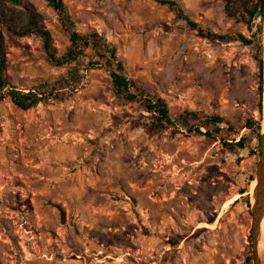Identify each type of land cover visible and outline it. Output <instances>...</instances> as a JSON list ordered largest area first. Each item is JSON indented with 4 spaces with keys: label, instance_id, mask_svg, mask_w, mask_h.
Wrapping results in <instances>:
<instances>
[{
    "label": "rangeland",
    "instance_id": "1",
    "mask_svg": "<svg viewBox=\"0 0 264 264\" xmlns=\"http://www.w3.org/2000/svg\"><path fill=\"white\" fill-rule=\"evenodd\" d=\"M179 1L203 26L256 41L207 38L152 0H64L77 30L115 45L128 75L167 101L175 127L118 97L100 66L80 67L76 92L28 110L0 93L2 264H253L251 209L240 192L260 160L247 122L263 127V17L251 19L236 2L226 10V0ZM23 3L65 51L57 13L45 0ZM24 11L5 2L0 19L18 28ZM3 34L5 78L23 92L76 66L51 65L38 36ZM215 114L233 125L227 143L247 137L244 149L189 131H204Z\"/></svg>",
    "mask_w": 264,
    "mask_h": 264
},
{
    "label": "trees",
    "instance_id": "2",
    "mask_svg": "<svg viewBox=\"0 0 264 264\" xmlns=\"http://www.w3.org/2000/svg\"><path fill=\"white\" fill-rule=\"evenodd\" d=\"M45 1L47 2V5L57 13L59 20L69 34L70 44L65 51L59 53L54 46L51 32L41 23L40 17L33 7L24 4L23 0H0V5L5 2H10L14 5L22 6L28 18L27 22L18 28H13L0 19V93H4L8 96L11 102L18 108L28 110L40 103L44 97L62 98V95H68L69 92H76L80 88L81 83L80 76L78 74L80 67L86 66L84 69L88 70L100 66L109 72L114 91L118 97L126 102L140 103L144 110L152 114L157 120V123L161 126L168 128L176 126L174 120L170 116V109L167 101L160 95L153 93L147 86L141 84L128 75L125 62L118 55V50L115 45L106 43L96 31L81 33L77 30L75 21L69 14L64 0ZM152 1L167 7L176 17L185 21L188 26L197 30L201 35H204L207 38H213L223 42H239L245 46H251L256 41L255 39L248 38L239 32L221 34L213 31L207 26H203L201 23L193 19L192 15L187 12L186 8L179 0ZM226 1V10L229 9V4L236 2L238 6L243 7L248 12L251 19L256 16H259L261 19L263 17L264 0H241L238 2L234 0ZM5 29L20 36L31 34L40 37L44 41L47 60L51 65L55 67H62L75 63V68L68 73L67 77H63L56 84L42 83L28 92H23L22 90L17 89L11 85V83L5 78L4 74L7 66L6 56L3 54V31ZM256 31L259 35H262V24L258 25ZM259 42L261 47L260 49H263L262 40ZM87 50H91L92 53L88 55ZM85 60H87V62H85ZM263 72V59H260L259 89L261 91V95H263ZM57 90H59V92H56ZM202 125L205 129L204 131L201 130L200 125L191 126L189 131L198 132L214 141H223V144L229 146L231 151L236 150V148H245L247 141L246 136H242L238 142H226L225 137L234 133V128L232 123L225 117L217 114L206 115L205 121ZM247 125L249 128L254 129L256 137L259 139L261 133L260 122L255 121L254 119H249ZM257 147L258 153L260 154L259 143ZM253 180L254 178L252 181ZM248 191V188H244L240 193L245 194L248 193ZM244 200L247 206L250 207L248 194L244 196ZM249 260H251V257H249ZM0 264H2L1 259Z\"/></svg>",
    "mask_w": 264,
    "mask_h": 264
},
{
    "label": "water",
    "instance_id": "3",
    "mask_svg": "<svg viewBox=\"0 0 264 264\" xmlns=\"http://www.w3.org/2000/svg\"><path fill=\"white\" fill-rule=\"evenodd\" d=\"M263 34H264V8H263ZM260 160L257 172L252 184L256 182L254 189L248 191L251 216V250L253 264H264V256L260 249L261 223L264 219V131L260 133Z\"/></svg>",
    "mask_w": 264,
    "mask_h": 264
},
{
    "label": "bare ground",
    "instance_id": "4",
    "mask_svg": "<svg viewBox=\"0 0 264 264\" xmlns=\"http://www.w3.org/2000/svg\"><path fill=\"white\" fill-rule=\"evenodd\" d=\"M263 43H264V39H263ZM263 57H264V55H263ZM263 97H264V92H263ZM262 124H263V131H264V110H263V121H262ZM255 185H256V182H254L252 184V189H254ZM260 249H261L262 256H264V219H263V221L261 223V242H260Z\"/></svg>",
    "mask_w": 264,
    "mask_h": 264
}]
</instances>
